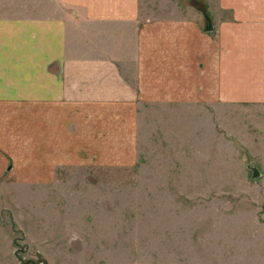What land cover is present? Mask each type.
<instances>
[{"label":"rangeland","instance_id":"374dc122","mask_svg":"<svg viewBox=\"0 0 264 264\" xmlns=\"http://www.w3.org/2000/svg\"><path fill=\"white\" fill-rule=\"evenodd\" d=\"M172 1L165 14L214 13ZM137 117L136 149L99 150L96 165L73 144L36 163L24 122L23 148L0 150L13 167L0 176V264H264V106L139 104Z\"/></svg>","mask_w":264,"mask_h":264},{"label":"crops","instance_id":"0c3cea01","mask_svg":"<svg viewBox=\"0 0 264 264\" xmlns=\"http://www.w3.org/2000/svg\"><path fill=\"white\" fill-rule=\"evenodd\" d=\"M167 4L0 0L13 12L0 16V150L15 157L25 122L36 163L73 144L96 165L99 150L136 149L139 104L264 106V0H209L208 21ZM12 171L5 159L0 176Z\"/></svg>","mask_w":264,"mask_h":264},{"label":"water","instance_id":"95a60500","mask_svg":"<svg viewBox=\"0 0 264 264\" xmlns=\"http://www.w3.org/2000/svg\"><path fill=\"white\" fill-rule=\"evenodd\" d=\"M206 20L208 21V18L207 17H206ZM206 28H207L206 31H209L210 30V28L208 26Z\"/></svg>","mask_w":264,"mask_h":264}]
</instances>
